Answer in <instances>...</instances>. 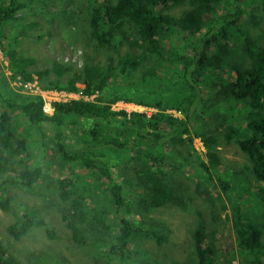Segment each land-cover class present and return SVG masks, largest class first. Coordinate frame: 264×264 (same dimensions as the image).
Returning <instances> with one entry per match:
<instances>
[{"label":"trees","instance_id":"1","mask_svg":"<svg viewBox=\"0 0 264 264\" xmlns=\"http://www.w3.org/2000/svg\"><path fill=\"white\" fill-rule=\"evenodd\" d=\"M253 1L250 0V2ZM258 1L261 2L264 10V0ZM56 2L59 1H53L51 5L42 4L41 11L46 14L45 19L49 22V26L52 23L73 26L71 32L63 31L64 36L69 38L70 42L74 39H85L86 43H89L81 44L84 57L82 66L76 68L71 63H64L62 59L51 57L48 66L42 72L35 68L22 71L26 64L27 66L34 64V58L25 52L15 53L16 50L13 48L15 45L8 47L13 48L9 52V64H12V68H16L14 74L21 72V79L24 81L36 78L42 84H48V86L66 92L75 91L84 95L94 90L97 94L92 100L68 98L64 101H54L53 109L50 106L46 109L45 105L40 106L35 98L25 96L20 98V94L6 96L8 89H3L4 92L1 90L0 137L2 138L0 142L6 152L2 153L0 150V164L3 161L11 163L13 158L16 160L18 157L16 154L24 149V144L28 147L33 144V139L21 132L16 135L18 138L14 144L10 142L8 134H3L6 127L10 126V112L14 106V109L17 108L19 111V117H26L28 125L40 127L42 122L49 124L52 135L48 136L45 141L50 152L48 160L53 162L57 159L58 171L61 172L63 167L67 166L73 172L75 165L80 164L92 170L97 177L102 179L103 185L108 186V191H103L104 195L113 206L114 212L120 216L123 222L121 229H125V232L122 230L119 234L112 231V237L122 254L124 253L123 246L127 244L130 236L127 227L133 225L134 228L137 222L131 216L123 217V208L127 207L130 212L132 206L140 212L141 217H145L158 207L175 204L181 209L182 214L192 212L197 214L192 234L193 252L196 255V261L193 264H215L219 258L218 253H221V245L217 244V238L212 235L216 234L215 231L205 234L207 229L204 226L202 213L195 207L194 201L203 195L205 200L214 198L222 200L218 195L216 197L211 195L209 191V188L214 186V182H217L225 191L233 189L236 194L235 199L229 197L224 217L221 216L220 211H214L217 209L215 206L217 202L210 201L211 222L213 224L222 222L224 225L228 223L227 226L234 235L238 248L247 253L255 252L254 256L259 260V255L264 253V241H262L264 184H260L253 192L250 187L251 178L256 182H264V45L244 37L241 47L249 59L247 65L237 67L232 80L217 76L207 81V85H211L212 89L218 86L217 100L219 102L223 100L224 104H228V107H221L220 110H218L220 104L217 105L216 115L224 119L223 122L209 125L206 120L202 129L194 127L201 118V114L202 118L208 116L206 114L208 107H203L207 98L202 96L203 90L199 77L205 69L223 63L222 58L228 50L231 31L245 13L240 0H65L70 6H63V3L58 5ZM20 6L22 4H17L16 0H0V34L5 32L6 27L11 32H13L12 29H17L20 34L19 39L23 40L28 36H33L26 29L34 25L41 28L40 18L30 20L28 23L16 18L15 14ZM177 6L180 8L177 15H174ZM78 20L82 24H79ZM44 33L40 32L39 36ZM177 33L188 39L187 43L192 50L191 55L179 56L182 67L181 72H176L177 82L183 92L179 94L174 108L182 116L170 117L160 113V118H158L157 115H153L152 118L143 121V127L148 126L150 129H144L143 132L137 131V134L128 142H121L115 133L102 140L97 137L98 132L87 129L85 135L81 137L82 142L77 145L79 137L75 134V129L81 125L82 118L90 119L95 114L105 118L104 112L110 110L111 103L120 98L127 100L134 98L133 100L137 103L144 104L143 98L133 96V94L138 92L147 95L148 83L156 74L153 68H145L140 64L142 57L146 58L144 51L157 50L162 55L171 52L173 56H177L178 52L174 51L173 41L168 47L165 43L166 39L178 36ZM19 39L17 44L21 42ZM114 40L121 43L118 48L115 47ZM123 43L130 49L131 55L127 56L119 49ZM88 46L91 47L92 53L87 49ZM136 47L144 53L142 57L133 55L132 51ZM152 56L153 54L149 58ZM140 65L144 67V70H140L138 67ZM33 72H36V77L33 76ZM149 76L152 77L149 78ZM78 79L82 87L75 84ZM2 87L5 88L4 85ZM211 95L213 96L212 93ZM211 95L209 94L208 98H211ZM238 102L243 104L244 112L241 116L246 122L244 131L230 122V112L232 113L237 108L235 106H238ZM156 105L163 107V104ZM5 108L7 109L3 110ZM118 113L127 114L123 110ZM132 113L134 115L135 112ZM132 122L138 124L134 116H132ZM64 127L69 130L70 137H75L74 142L66 141ZM191 135L202 139L206 148L205 161L194 150ZM219 140L226 143L234 141L237 144L248 162L243 166V171L232 172L234 170L229 169L232 167L229 163L228 170L223 169L220 174L215 172L221 162L215 147ZM169 145L171 150L167 151L166 148ZM135 146H142L144 150L142 153L139 147L136 148L139 157L130 166L136 169L135 164H138L140 168L137 171H141V174L137 175L138 179L135 181L137 188L126 189L122 183L114 180L111 161L120 158L127 150ZM19 159L20 163L26 164L21 158ZM185 165L194 168L199 166V169L204 171L200 175L203 178L197 180L185 175L182 177L180 174L177 177L172 175L176 169L179 170L178 173H181ZM212 171L216 179H213ZM40 173L41 167L39 166L34 169L25 168L23 172L17 174L5 166H0V191H4L5 187L15 182L22 183L28 191L37 195L43 187H48V192L53 190L54 194H58L63 201H67L69 208L76 206L79 212L84 213L81 202H77L78 194L74 193L73 187L68 189L72 183L71 177H57L53 182L42 183L43 187L39 189L40 184L36 183V176ZM102 181L93 180V183L100 185ZM153 183H156L154 193H157L158 189H163L165 192L160 200L148 194V189L152 190L150 186ZM90 186L94 185L90 184ZM131 191L137 201L128 199ZM48 192L45 199L48 197ZM243 192L255 196L257 210L254 218L250 216L244 200L241 199ZM143 193L146 197L145 201ZM11 201L8 195L0 194L2 208H10ZM100 205L99 202L95 203L85 211L100 212L102 211ZM70 210L67 214H73ZM93 217L96 218V215ZM30 219V216L24 214L23 218L7 225V232L13 238L18 239L25 233L24 228L28 226ZM41 223L42 220H38V225ZM70 226L74 232L79 233L78 227L71 224ZM133 228L131 231L134 230ZM162 237L163 235L160 238ZM219 243L221 244L220 241ZM4 249L0 243V264H22L6 249L5 254ZM31 257L34 260L33 264H43L41 260H37L34 256ZM148 259L157 264H178L177 261L169 263L156 261L150 255ZM187 260L183 261L187 263ZM142 263L150 264L148 261ZM228 264L232 263L228 262Z\"/></svg>","mask_w":264,"mask_h":264},{"label":"rangeland","instance_id":"2","mask_svg":"<svg viewBox=\"0 0 264 264\" xmlns=\"http://www.w3.org/2000/svg\"><path fill=\"white\" fill-rule=\"evenodd\" d=\"M53 1H59L56 2L58 5L59 3L60 5L63 3V6H70L65 0H50L49 2L45 0H16L17 4H22V6L17 8L16 18L26 23L30 20H38L40 18L42 21L41 28L38 25H34L26 29L33 36H28L23 40L19 39L20 34L17 29H12L13 32H11L6 27L5 32L0 34V91L8 89L5 93L6 96L9 94H20V98L23 96L35 98L36 101H39V104L45 105L46 109L49 106L52 109V103L54 101H64L68 98L84 99V95L75 91L66 92L48 86V84H42L36 78L26 81L22 80L21 72L14 74L16 68H12V64H9L8 56L9 52L15 48V53L25 52L34 58V64L28 66L26 64V67L22 71H29L35 68L42 72L48 66L49 58L51 57L62 59L64 63H71L76 68L82 66L84 57L81 44L89 43H86L85 39H74L73 42H70V39L64 36L63 31L71 32L73 29L72 25H57L56 23H52L49 26V22L45 19L46 14L41 11V5L44 3L51 5ZM240 4L245 8V13H243L231 31V38L228 40V50L225 51L222 58L223 63L212 66V69H205L199 77L203 90L202 96L207 98L203 107H208V112L206 113L208 116L202 118L199 110L201 118L194 126L197 129H202L206 123L209 125L221 124L224 119L216 115L217 105L220 104L218 110L221 107H228V104H224L223 100L222 102L217 100L218 86L212 89L211 85H207V81H211L217 76L232 80L236 68L247 65L249 59L241 47L244 37H248L250 40L264 45V10L261 2L258 0H254L253 2H250V0H240ZM78 23L82 24L80 20H78ZM40 32L45 33L39 36ZM18 39L21 41L19 44H17ZM171 41H173L174 51L178 52L177 56H173L171 52L162 55L157 50L144 51V53L146 51L151 52L153 56L151 58L146 57L147 64L143 60L140 64L144 65L145 68L151 67L156 71L153 77L149 76V78H152L150 83H148L149 91L146 93L147 95H142L138 92L133 94V96L143 98L144 104L137 103L136 100H133L134 98L130 100L120 98L111 103L110 110L104 112L105 118H102L99 114L91 116L90 119L82 118L81 125L75 129V134L79 137L77 145L82 142L81 137L85 135L87 129L98 132L97 137L99 139H106L115 133L121 142H128L137 134V131L143 132L144 129H150L148 126L143 127V121L152 118L153 115H157L158 118H160V113L170 117L182 116L174 108V105L177 104L179 94L183 92L179 82H177L176 72H181L180 69L182 67L179 56L188 53L190 48L187 43L188 39L180 34L175 37L172 36L171 39H166L165 43L167 47L170 46ZM114 44L118 48L121 43L114 40ZM13 45H15L13 48H8ZM87 49L92 53L90 46ZM119 49L127 54V56L131 53L130 49L124 43ZM132 53L135 56L141 57L144 54L137 47ZM142 65L138 66L140 70H144ZM32 74L34 77L37 75L36 72ZM75 84L82 87L79 79L75 81ZM96 94L97 91L94 92L93 90L87 93V98L90 99L91 95L93 97L90 100H92ZM209 94L212 96L211 98H208ZM156 104H163V107ZM237 105L235 106L237 108L232 113L230 112V122L235 126H239L241 131H244L246 122L241 116V113L244 112L243 104L238 102ZM121 110L126 111L127 114L118 113ZM132 112H135L134 115ZM10 115L11 119L9 124L15 134L17 135L21 132L29 136V138L33 139V144L29 147L24 144V149L16 154L18 156L16 160L13 158L11 163L3 161L0 166H5L9 170L15 171L16 174L23 172L25 168L34 169L38 166L41 167V173L36 176V183L40 184L39 189L43 187L41 186L42 183L53 182L57 177H71L72 183L68 186V189L73 187L74 193L79 196L77 202H81V207L84 209V213H82L79 212L76 206L69 208V205L66 204L67 201H63L58 194H54L53 190L48 192V187H43L39 195L28 191L19 182L5 187V190L0 191V194L4 193L8 195V198H11L12 201L10 202V208L4 209L0 206V243L9 254L16 257L17 261L19 260L22 264H33L34 260L30 256H34L37 260H41L43 264H141L147 261L150 264H157L155 261L148 259L149 255L153 260L166 263L177 261L178 264H193L196 261V255L193 252L192 234L195 228L197 214L193 212L190 214H182L181 209L175 204L168 205L167 207H158L145 217H141L140 212L132 206L130 207V212L127 207L123 208V217L126 216L128 218L131 216L134 221L137 220L139 222L138 224L136 222L137 225L135 224L134 228L133 225H130L128 228L130 236L127 239V244L123 247L124 253H121L117 245L113 248L112 244L114 243V239L112 237V231L119 232L123 222L120 220V216L114 212L111 203L106 200L103 191L107 192L108 186L106 184L103 185L102 179L97 177L92 170L87 167H82L80 164L75 165L73 172L67 166H64L61 172L58 171L57 159L53 160V162L48 160L50 152L46 147L45 141L48 136L51 137L52 135L49 132L51 131L49 124L42 122L40 127L28 125L25 117H19V111L17 108L14 109V106ZM132 116H134L135 122H138L139 125L132 122ZM205 121L206 123L204 124ZM64 133L67 137V142L71 143L75 141V137L69 136V130L66 127H64ZM41 140L43 141L41 142ZM191 141L194 150L205 161L206 148L202 139L199 136L191 135ZM138 147L143 153L144 148L142 146H135L127 150L120 158H115L111 161V172L114 180L117 183H122L126 189L137 188L135 181L138 179L137 175L141 174V171H137L140 167L138 164H135L136 169H134L130 165L135 163V160L139 157L136 152V148ZM215 147L221 158L218 170L215 171L216 173L220 174L223 169L228 170L229 167L227 165L229 163L232 165L229 169L234 170L230 171L236 173L243 171V166L248 164L247 159L240 152L234 141L226 143L223 140H219ZM169 148L170 145L166 150H171ZM0 150L2 153L6 152L2 148L1 142ZM19 158L26 164L23 165L20 163ZM178 171L176 169L172 175L177 177L180 174L181 177L185 175L186 177L197 180L203 178L200 175L201 172H204L199 169V166L194 168L189 165H185L181 173H178ZM73 173H77L78 175H73ZM186 174L190 175L187 176ZM215 177L216 175L213 173V179ZM93 180H100L102 183L96 185L93 183ZM131 183L133 184L129 185ZM90 184L95 187L90 186ZM155 184L153 183L150 186L152 190L148 189V194L154 196L156 200H160L165 192L163 189H158L157 193H154ZM260 184H264V182H256L251 178V191H256ZM209 191L211 195L215 197L218 195L222 199H213L215 200L214 202H217L215 204L217 209L214 211H220L221 216L224 217L227 212L226 208L229 204V197L235 199L236 191L233 189L225 191L217 182H214V186L210 187ZM47 192L48 197L45 199L44 197ZM130 195L128 199L137 201L132 191ZM203 197L204 195L201 198H196L194 205L202 212L204 226L207 229L205 234L215 231L217 234L212 235H215L217 238V244L222 246V249H220L221 253H218L219 258L215 264H228V262L232 264H258L259 261H261L259 264H264V253L259 255V260H257L254 256L256 254L255 252L247 253L238 248L234 241V236L230 232L229 226H227L228 223L224 225L222 222L215 224L211 222L208 203ZM143 199L144 201L146 199L144 193ZM241 199L244 200L245 207L249 210L250 216L254 218V213L257 210L255 196L243 192ZM98 202L101 203L102 211H85V209ZM69 209H71L70 212L73 214H67ZM24 214L31 217L30 223L24 228L25 233L18 239H15L7 232V225L23 218ZM93 215H96V218ZM38 220H42L40 225H38ZM262 221L264 222V219ZM70 224L78 227L79 233L78 231L74 232ZM131 228L134 230L131 231ZM122 230L125 232V229ZM76 233H78L81 239ZM151 233H155L156 235H152ZM162 235L163 237L160 238ZM262 241H264V234ZM185 259H188L187 263L183 261Z\"/></svg>","mask_w":264,"mask_h":264},{"label":"clouds","instance_id":"3","mask_svg":"<svg viewBox=\"0 0 264 264\" xmlns=\"http://www.w3.org/2000/svg\"><path fill=\"white\" fill-rule=\"evenodd\" d=\"M187 7V6H186ZM179 8H180V6H177V8H176V12H175V14L174 15H177V13H178V11H179ZM189 44V43H188ZM189 48H190V51L188 52V53H186L185 55H191L192 54V50H191V47H190V45H189ZM146 53V57H148L149 58V56L151 55V52H145ZM142 60H143V62L145 63V64H147V59L145 58H143L142 57V59H141V61L140 62H142ZM82 63H83V60H82ZM90 97L92 98L93 96H91L90 95ZM90 98V99H91ZM89 98H87V93H84V100H90ZM42 104H40V106H41ZM25 117V116H24ZM25 119H26V117H25ZM27 120V119H26ZM49 132H51V131H49ZM3 134H8V138L10 139V142L11 143H15V141L17 140V138H16V134H15V132H14V130L12 129V127H10V126H7L6 127V129H5V131L3 132ZM2 138V136L0 137V139ZM102 140H104V138H101ZM2 145V144H1ZM13 146V145H12ZM2 148H3V146H2ZM217 196V195H216ZM207 203H208V209H209V214H210V200H205ZM174 205V204H173ZM168 206V205H167ZM166 206V207H167ZM198 209V211L200 210L199 208H197ZM201 212V211H200ZM202 213V212H201ZM195 214V213H194ZM122 226V225H121ZM121 226H120V230H119V232H117L118 234L120 233V231L122 232V229H121ZM127 230H128V227H127ZM217 234V233H216ZM234 236V235H233ZM234 241H235V237H234ZM235 243H236V241H235ZM237 244V243H236ZM115 245H117V247H119L118 246V244L116 243V241H115V239H114V245H113V248H115ZM124 247V246H123ZM220 249H222V246H221V248Z\"/></svg>","mask_w":264,"mask_h":264},{"label":"bare ground","instance_id":"4","mask_svg":"<svg viewBox=\"0 0 264 264\" xmlns=\"http://www.w3.org/2000/svg\"><path fill=\"white\" fill-rule=\"evenodd\" d=\"M52 109H53V106H52Z\"/></svg>","mask_w":264,"mask_h":264}]
</instances>
